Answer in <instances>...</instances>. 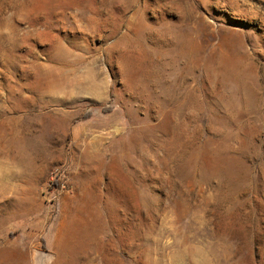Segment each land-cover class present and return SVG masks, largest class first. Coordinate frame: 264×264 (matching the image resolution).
I'll return each mask as SVG.
<instances>
[{"label":"rangeland","instance_id":"rangeland-1","mask_svg":"<svg viewBox=\"0 0 264 264\" xmlns=\"http://www.w3.org/2000/svg\"><path fill=\"white\" fill-rule=\"evenodd\" d=\"M0 264H264V0H0Z\"/></svg>","mask_w":264,"mask_h":264}]
</instances>
